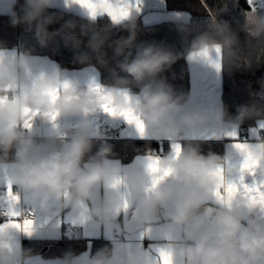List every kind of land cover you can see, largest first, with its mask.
<instances>
[{
  "label": "clouds",
  "instance_id": "obj_1",
  "mask_svg": "<svg viewBox=\"0 0 264 264\" xmlns=\"http://www.w3.org/2000/svg\"><path fill=\"white\" fill-rule=\"evenodd\" d=\"M52 6L53 0H24L20 11L12 12L10 23L13 27L23 26L41 47L60 36L66 45L79 48L82 41L75 35L74 21H65L60 29L49 31V26L61 19L48 13ZM209 13L207 29L191 41H187L192 30L187 15H176L173 22L186 43L183 52L154 43L137 44V16L131 12L119 23L98 29L92 18L81 28L82 35L90 34L87 48L96 54L102 66H106L105 47L112 50L116 67L110 69L112 83L107 88L112 105L126 108L121 93H129L133 86L139 88L138 93L131 95L132 107L157 141L181 143L186 138L199 137L209 125L217 130L236 129L246 119H264V106L255 101L241 105L235 116H230L224 106L214 112L202 107L190 109L191 97L177 94L163 78L162 74L181 57L190 58L205 50L216 54L217 47L225 71L233 66L250 67L253 61L264 62V13L244 12L240 31L246 34L247 54L242 52L239 35L230 24L218 19L217 10ZM113 25L128 35L111 40ZM76 60L87 63L91 56L80 52ZM35 67L31 50L11 54L0 50V168L11 160L15 168L11 185L19 193L28 194L33 204L38 203L43 215L52 217L67 210L74 216H87L113 236L122 230L117 221L134 202V211L124 219L123 228H145L147 232L150 228L146 226L164 220L161 229L172 242L169 245L172 264H264V222L252 218L243 223L246 202L242 196H235L230 204L217 201L215 196L218 184L215 173L224 168L230 157L211 152L203 155L199 146L186 144L178 156L169 154L160 158V169H170L171 173L153 187L154 177L147 166L124 170L118 162L109 161L110 145L102 144L89 156L95 133L93 122L86 117L101 109L104 102L101 96L89 87L81 88L79 81L65 80L59 68L26 83ZM260 83L264 94V80ZM51 113L57 114L54 121ZM70 117H79L81 122L71 139L65 140V127L58 121ZM26 119H30V129L24 127ZM34 122L51 125L52 135L57 139L39 146L31 131ZM250 151L260 161L264 160V139H259ZM224 179L227 181L225 175ZM101 188L108 189L103 196ZM213 200L218 206H211ZM15 210L20 220L28 218L23 205ZM29 255L12 245L10 228L0 230V264H28ZM59 264H81V261L67 253ZM83 264L154 262L147 253L134 255L125 248H103Z\"/></svg>",
  "mask_w": 264,
  "mask_h": 264
},
{
  "label": "crops",
  "instance_id": "obj_2",
  "mask_svg": "<svg viewBox=\"0 0 264 264\" xmlns=\"http://www.w3.org/2000/svg\"><path fill=\"white\" fill-rule=\"evenodd\" d=\"M257 3V8L249 11L257 13H264V0H252ZM115 2V0H113ZM125 3L131 5L130 12L141 18L142 22L147 25L160 24L166 21H174L177 14L187 15L189 23L195 17L208 16L209 8L204 0H124ZM24 0H16L15 7H13V0H0V16L11 15L13 11L19 12ZM51 8L61 9L73 13L82 18L92 21L87 10L80 7L78 4L70 3L69 0H53ZM137 8L139 10H137ZM99 19L111 18L107 14L98 15L95 21ZM112 22V21H111ZM0 50L6 51L11 54L13 51L19 53L18 48H2ZM33 56L35 69L32 74L26 77V83H31V80L43 74H51L57 68L61 71L63 77L68 82L73 80L79 81L81 88H88L91 81L95 80L98 84L106 90L110 85L104 84L101 80L99 71L93 66H85L78 69H68L62 67L55 59L50 56ZM213 60L216 59V54L211 53ZM190 77H191V104L190 109L202 107L209 111H215L217 107L223 106V78L222 68L218 72L206 59L195 57L190 59L187 57ZM130 95L136 94L129 92ZM93 122V142L103 141L106 137V132L113 129H120V137L117 141H146L156 142L159 145L158 153L151 154L159 156L160 158L171 154L170 145L172 142L169 140L157 141L152 137L151 130L145 128V135L140 136L134 125H129L123 118H114L105 113L102 109L94 113L88 114L86 117ZM81 118L70 117L64 120H59L58 123L63 124L65 127V140H70L79 130ZM264 119L258 120L255 125L247 127V133L243 135L241 125L236 128L238 135V142L247 143L254 146L259 139L264 135V128L261 124ZM34 137H46L51 140L57 139L52 135L51 125L40 126L38 123H33L31 129ZM233 131L231 127H224L217 130L211 125L202 130L199 137H189L181 141L182 146L192 144L199 146L201 144H210L211 151L218 152L217 155L221 157H230L223 168L224 175L227 181L234 182L238 186L241 184L240 177L243 175V183L249 186L264 184V160H261L259 166L255 170V174L248 172L241 173L240 166L243 163L244 155L233 147L234 141L225 133ZM44 146L47 144H38ZM215 154V153H214ZM150 154L136 155L131 161L123 162L119 158H108L111 162H118L119 166L124 170L143 169L147 166L148 156ZM83 167V165H82ZM15 168L11 161L5 167L0 168V207L9 210L7 193L8 181L14 175ZM124 190L123 186H121ZM264 190V188H262ZM12 191L19 197L18 203L14 205L15 209L23 206H29L35 213L34 231L29 236L17 229L10 228L12 233V245L19 247L28 252V264H59L63 259L62 256L57 255V251L52 249V244L59 245L60 242L67 239L70 241H82V250L76 256L83 264V261L95 255V253L103 248L117 250L125 248L128 252L134 255H142L147 253L153 258L154 264H159L160 255L159 250H169V245L172 243L165 237L161 225L164 223H153L149 227V231L145 228H123V221L127 216L131 215L134 211L135 204L131 202L130 208L127 213L123 214L117 223L121 227V231L113 236H110L103 226L95 225L87 216L79 215L74 216L67 210L57 213L52 217H46L40 211L39 204H33L28 194L19 193L14 186ZM108 189H99L100 194L103 196ZM211 206H218L217 201L213 200ZM246 215L243 218V223L247 224L249 219L255 218L260 222H264V210L259 206L249 208L247 204L244 205ZM12 219L7 217L5 221L0 220V225L7 224ZM166 219V218H165ZM22 223V220H20ZM26 248V250H25ZM178 250V249H177Z\"/></svg>",
  "mask_w": 264,
  "mask_h": 264
},
{
  "label": "trees",
  "instance_id": "obj_3",
  "mask_svg": "<svg viewBox=\"0 0 264 264\" xmlns=\"http://www.w3.org/2000/svg\"><path fill=\"white\" fill-rule=\"evenodd\" d=\"M209 10H217L218 19L227 21L232 30L239 35L240 48L242 52L247 54L248 44L246 34L240 31V27L244 23V12L251 10V4L248 0H204ZM220 9H225L220 11ZM48 13L56 14L61 19L49 26V31H55L61 28L65 21H74L77 25L75 35L82 41L79 48L72 45H66L64 39L60 36L50 41L46 47H41L36 41L32 33L26 32L23 26L13 27L10 23L11 15L0 16V49L2 48H18L19 51L23 49L31 50L34 56H50L55 59L62 67L68 69H78L85 66L95 67L101 76L104 84L111 85L112 78L110 69L116 67V62L113 59L112 50L105 47L106 66H102L95 53L87 48V42L90 39L89 35H82L81 28L88 25L91 20L82 18L73 13L61 9L49 8ZM210 14L204 17H195L191 20V32L187 35V41L193 40L197 35L207 29ZM112 23L108 19H99L95 21L96 27L103 28L106 24ZM138 35L137 44L154 43L157 45H164L172 48L178 52H183L186 43L185 38L176 30L173 21H166L160 24L147 26L141 18H137ZM127 31L119 29L118 25H113L110 38L111 40L126 37ZM135 52V46L132 49ZM80 52H88L91 60L87 63H79L76 56ZM123 75V74H121ZM163 78L174 88L177 94H186L190 96L191 93V77L190 68L187 56L181 57L172 67L162 74ZM223 78V94L222 104L227 108L230 116L237 114V109L241 105H250L254 101L259 105L264 106V94H262L261 80H264V62L256 63L253 61L250 67L243 65L233 66L230 71L222 69ZM129 92L138 93L139 88L131 87ZM261 120L260 118L246 119L241 128L250 127ZM94 147L89 156L93 155L96 150L102 145H110L112 148V155L109 158H119L123 162L131 161L139 154H155L158 153L159 145L156 142L146 141H99L93 142ZM200 151L203 155H208L209 152L217 154L218 152L211 151L210 144L199 145ZM87 159V158H86ZM11 161V160H10ZM82 241L63 240L57 244H52L51 248L55 249L57 255L64 257L65 254H77L82 250ZM26 250V248H25Z\"/></svg>",
  "mask_w": 264,
  "mask_h": 264
},
{
  "label": "snow or ice",
  "instance_id": "obj_4",
  "mask_svg": "<svg viewBox=\"0 0 264 264\" xmlns=\"http://www.w3.org/2000/svg\"><path fill=\"white\" fill-rule=\"evenodd\" d=\"M70 3L78 4L80 7L86 9L91 18L95 19L98 15L107 14L113 23H119L122 19H126L130 14L131 5L125 3L124 0H69ZM251 4L252 0H248ZM139 0H137V5ZM137 10H139L137 8ZM216 59L213 60L211 54L205 50L199 54H194L190 59L195 57H201L206 59L218 72L221 70V64L219 61L220 49L216 48ZM67 87V84H65ZM90 91L97 93L101 96L104 101L101 104V109L114 118H123L127 124L134 125L141 137L145 135V126L135 113V110L132 107L133 99L127 91H123L121 94L125 97L127 102V107L124 109L115 108L110 102V93L95 80H92L89 85ZM56 94H53V99L55 100ZM27 111V110H26ZM55 113H51V119L54 121L56 119ZM25 128H31L30 119H26L24 122ZM261 127L264 128V123L261 124ZM225 135L231 137L234 141H237L233 144L237 150H239L243 155V163L240 166L241 173L248 172L249 174H255L256 168L259 166L260 160L256 158L250 151L251 146L247 143L238 142V135L235 129L233 131L225 133ZM182 144L177 142H172L170 145L171 155L176 157L182 151ZM147 168L153 174V187L165 176L170 175L171 170H162L159 167L160 157L156 155L148 156ZM218 184L217 191L215 193L217 201L224 203H231V200L240 195L245 200L249 208L259 206L261 210H264V184L262 185H253L249 186L243 183V175H241L240 180L241 184L238 186L234 182L225 181L223 169L217 170L215 173ZM115 187V185H113ZM222 190V191H221ZM7 200L9 205V210L6 213L10 219L7 224L0 225V230L4 228H13L21 231L27 235H31L34 231V220L31 218H24L22 223L19 219V213L16 212L14 205L18 203L19 197L13 193L11 181H8V193ZM125 209H127V203L125 204ZM160 262L159 264H172L171 252L169 250L160 249Z\"/></svg>",
  "mask_w": 264,
  "mask_h": 264
},
{
  "label": "built area",
  "instance_id": "obj_5",
  "mask_svg": "<svg viewBox=\"0 0 264 264\" xmlns=\"http://www.w3.org/2000/svg\"><path fill=\"white\" fill-rule=\"evenodd\" d=\"M251 8H257V3L255 1L251 2ZM247 127H243L242 129V133L243 135H245L247 133ZM120 137V129H113L110 131L106 132V137L103 141H117L119 140ZM35 140L37 141V144H48L51 139L46 138V137H34ZM261 139H264V135L262 136ZM26 209V215L28 216V218L31 219H35V213L33 211V209L29 206H23ZM7 210L3 207H0V220L1 221H5L8 217V215H6Z\"/></svg>",
  "mask_w": 264,
  "mask_h": 264
}]
</instances>
